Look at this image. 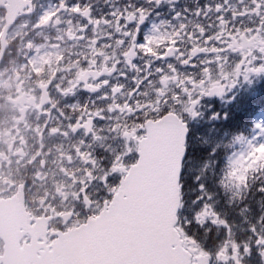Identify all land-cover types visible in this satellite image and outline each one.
I'll use <instances>...</instances> for the list:
<instances>
[{"label": "snow or ice", "instance_id": "6c2138e0", "mask_svg": "<svg viewBox=\"0 0 264 264\" xmlns=\"http://www.w3.org/2000/svg\"><path fill=\"white\" fill-rule=\"evenodd\" d=\"M58 3L57 12L77 13L88 24L109 23L107 19H92L87 6L81 8L79 3L69 4L68 0ZM146 3L156 9L167 4L171 20L153 24L151 34L139 42V26L149 11L130 3L123 11L117 9L111 13L115 17V31L125 38L118 40L117 46L128 44L121 56L137 72L140 69L132 61L138 54H150L153 61L174 59L177 63L169 62L166 70L157 68L155 83L150 79L151 73L135 80V87L129 90L123 103L118 102L117 96L124 93L114 86L110 94L101 97L110 101L106 109L69 105L80 115L74 122L68 117V131L76 134L82 130L86 138L90 137L88 143L82 140L75 149L84 163L76 200L82 206L87 205L83 208L87 223L82 235L85 243L96 245L93 264H252L253 259L255 264H264V206L254 219L249 218L247 204L240 208L239 216L246 225L243 230L247 235L238 240L227 215H220L209 203L213 197L204 182L205 170L207 158L215 153V147L206 152V159L192 176L199 195L191 202L190 214L181 221L177 213L184 208L185 173L193 171L185 164L189 156L190 125L203 121L207 125L204 138L210 137L215 142L219 135L223 140L230 135L223 126L232 119L233 106L239 107L245 99L239 89H245L247 97L254 98L258 94L256 83L264 81V0H215L214 3L205 0L194 10H177L178 0H146ZM44 15L49 17L48 22H53L51 17L58 20L56 12ZM188 15L214 19L206 25L191 20L186 24ZM243 17L249 18L251 26L237 27L236 21L239 19L243 24ZM173 21L177 23L173 25ZM132 24L135 28L127 30ZM166 26L174 30L161 32ZM185 40L191 43L181 50ZM115 63L119 64L120 60ZM146 67H151V62ZM105 71L111 74L115 66ZM103 83L107 85L109 81ZM145 84L152 88L151 98L143 91ZM99 89L97 84L87 90ZM67 91L74 94L72 88ZM139 96L146 98L143 102L134 99ZM213 97L220 100V107L210 104L205 113L202 101ZM113 112L118 115L112 117ZM97 119H110L109 127H95ZM253 127L257 132L251 139L243 135L232 137L234 144L243 145V150L228 157L227 171L219 181L222 188L231 192L229 204L246 199L250 182L256 183L255 191L264 200V124L255 123ZM105 133L122 140L124 146L115 152L100 143L107 157H97L93 145L108 139ZM164 136L170 140L167 147L161 143ZM204 138H198L201 149L207 146ZM129 156L136 158L130 167L126 164ZM93 183L99 185L95 196L88 190ZM74 215L79 218V214L74 212ZM194 224L203 230L205 239L215 227L222 233L223 243L214 251L205 248L190 231ZM153 238L158 242V255H153L149 248Z\"/></svg>", "mask_w": 264, "mask_h": 264}, {"label": "flooded vegetation", "instance_id": "af4514ba", "mask_svg": "<svg viewBox=\"0 0 264 264\" xmlns=\"http://www.w3.org/2000/svg\"><path fill=\"white\" fill-rule=\"evenodd\" d=\"M69 4L79 3L81 8H90V17L94 20L107 19L109 23L88 24V20L77 14L59 11L58 0H33V9L22 21L16 33L22 36L13 37L9 53L0 69V202L7 203L10 213L0 215V228H8L11 250H26L28 260L20 261V255L11 257L12 264H42L51 258L57 249L60 236L77 228L87 217L81 202L76 200L84 168L82 158L75 149L82 140L88 143L83 131L72 134L68 131L70 123L80 115L69 105L107 108L110 101L101 99L105 93L110 94L112 87H120L124 96H117L123 103L127 93L135 87V80L151 73L150 79H158L157 68H164L171 60H152L150 54H138L132 61L140 69L131 68L121 53L128 44L117 46V41L125 39L115 31V17L110 15L117 9L123 11L128 4L144 7L149 11L145 22L139 26L138 40L151 34L152 25H159L162 20H171L169 6L162 4L156 9L146 0H68ZM205 0H178L177 10L195 9ZM215 2V0H209ZM56 12L58 20L51 17L48 22L45 13ZM214 17L198 18L188 15L186 24H207ZM243 24L236 21L237 27L251 26L248 17H243ZM255 19L254 17L252 18ZM177 22L173 21V25ZM84 29L81 31V29ZM135 24L127 30H133ZM192 30L191 24L188 26ZM21 29L24 31L21 32ZM125 29H122L124 31ZM172 27L161 28V32H172ZM242 42V41H241ZM185 40L181 50L190 45ZM158 46V45H157ZM156 47V46H154ZM103 53L101 55L100 53ZM108 57V59H105ZM119 59L120 63L115 61ZM151 62V67H146ZM115 71L108 74L105 68ZM99 73V75H97ZM109 83L104 85L103 81ZM100 85L96 92L88 91L90 87ZM72 88L74 94L68 93ZM245 89H239V93ZM143 91L151 98L152 88L145 84ZM146 97L134 99L144 101ZM216 107L221 102L218 98H204V106ZM232 121H239L234 116ZM106 117L108 116L105 111ZM112 113V117L117 116ZM110 119L95 120L97 128H107ZM147 123V121L145 122ZM196 122L191 124L193 127ZM67 132V135L64 133ZM108 135V133H105ZM103 143L110 150L119 152L124 142L118 138L96 142L94 155L107 157ZM83 150V149H82ZM129 162L128 165H130ZM99 185L93 183L89 193L95 196ZM74 212L79 214L74 215ZM4 226V227H3ZM6 251V240L0 237V260ZM3 264V261H0Z\"/></svg>", "mask_w": 264, "mask_h": 264}, {"label": "water", "instance_id": "95a60500", "mask_svg": "<svg viewBox=\"0 0 264 264\" xmlns=\"http://www.w3.org/2000/svg\"><path fill=\"white\" fill-rule=\"evenodd\" d=\"M170 167H171V165H170ZM149 248H150V250H151L153 255H158L159 254V246H158V242H157V240L155 238H153L149 242Z\"/></svg>", "mask_w": 264, "mask_h": 264}, {"label": "trees", "instance_id": "16d2710c", "mask_svg": "<svg viewBox=\"0 0 264 264\" xmlns=\"http://www.w3.org/2000/svg\"><path fill=\"white\" fill-rule=\"evenodd\" d=\"M187 174H188V173L185 174V178H184V184H186V186H187L188 184H191V180H189L188 177H186ZM192 184H194L193 181H192ZM253 189H254V190L256 189V183H254V182H253ZM255 192H256V191H255ZM255 196H257V197H261V194L258 193V192H256V193H255ZM184 201L187 202V201H188L187 198H184ZM193 227H195V225H194ZM199 231H200V229H199ZM211 235H212V234H211Z\"/></svg>", "mask_w": 264, "mask_h": 264}, {"label": "rangeland", "instance_id": "374dc122", "mask_svg": "<svg viewBox=\"0 0 264 264\" xmlns=\"http://www.w3.org/2000/svg\"><path fill=\"white\" fill-rule=\"evenodd\" d=\"M261 124H264V115L263 116H261V120L259 121ZM259 139V138H258ZM242 146V145H241ZM240 151H242V150H239V151H237V152H240ZM196 169H198V168H196Z\"/></svg>", "mask_w": 264, "mask_h": 264}]
</instances>
